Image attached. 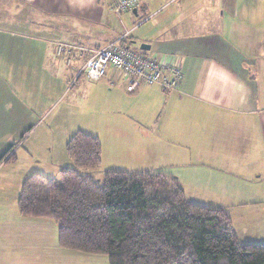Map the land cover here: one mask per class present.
<instances>
[{
	"label": "crops",
	"instance_id": "0c3cea01",
	"mask_svg": "<svg viewBox=\"0 0 264 264\" xmlns=\"http://www.w3.org/2000/svg\"><path fill=\"white\" fill-rule=\"evenodd\" d=\"M113 1L0 0V157L14 146L16 158L0 174L19 152L52 154L56 138L25 145L36 125L71 136L94 122L110 141L107 170L171 175L188 200L223 208L240 242H264V0H143L121 14ZM118 40L179 63L181 86L128 90L111 66L73 83L88 49ZM60 43L74 46L70 62ZM30 173L12 198L0 178V264H109L61 246L58 223L56 239L49 218L21 213Z\"/></svg>",
	"mask_w": 264,
	"mask_h": 264
},
{
	"label": "trees",
	"instance_id": "16d2710c",
	"mask_svg": "<svg viewBox=\"0 0 264 264\" xmlns=\"http://www.w3.org/2000/svg\"><path fill=\"white\" fill-rule=\"evenodd\" d=\"M13 148L0 163L16 159ZM66 151L76 168L29 174L18 198L21 213L58 223L61 246L106 254L109 264H264V242H240L223 208L188 200L173 176L83 173L78 168L98 169L103 155L100 138L82 130Z\"/></svg>",
	"mask_w": 264,
	"mask_h": 264
},
{
	"label": "built area",
	"instance_id": "2783aa9c",
	"mask_svg": "<svg viewBox=\"0 0 264 264\" xmlns=\"http://www.w3.org/2000/svg\"><path fill=\"white\" fill-rule=\"evenodd\" d=\"M143 0H114L112 9L116 14L131 10ZM73 45L60 43L58 54L71 61ZM86 51V49H84ZM121 72L127 79L128 90H134L142 84H159L164 90L178 89L184 79V72L179 63L166 62L155 55L136 51L117 41L106 46L88 49L85 61L80 67L77 77L85 74L93 79L102 78L109 67Z\"/></svg>",
	"mask_w": 264,
	"mask_h": 264
},
{
	"label": "rangeland",
	"instance_id": "374dc122",
	"mask_svg": "<svg viewBox=\"0 0 264 264\" xmlns=\"http://www.w3.org/2000/svg\"><path fill=\"white\" fill-rule=\"evenodd\" d=\"M134 48L139 49V46H133ZM100 115H97V117ZM97 117L95 119H93V117H91L89 115V120L86 121H97ZM100 126L95 124L94 122L92 124L89 123V125L87 124H82L81 129L83 131H86L88 133L94 134L96 135V133H99L101 131V128H99ZM37 128V129H36ZM54 126H50L47 121L43 122V124L41 125H36V127L34 129H36V131L33 133L32 136L28 137L27 139H25V145L29 146L32 144L33 140L36 138H50V140H55L54 145V151L52 152V154H45L44 152H37V153H33V155L27 154V152L22 151L19 152L20 156H19V160L18 162L12 163L11 165H9L8 167H4V169L2 170V174H0V178L5 177L6 181L8 182L7 186L10 191H9V196L12 198L14 196V191L16 192V184H18V177L22 174L20 173H33L36 171L48 174V175H58L59 174V170L62 167H72V168H76L74 162L72 161V159L68 156L67 151H66V145L68 140L70 139V137H72L73 134H71V136H66L65 133H63V136H49L50 133H52ZM100 129V130H99ZM37 131H39V136H37ZM43 131V133L41 132ZM101 140L102 143V149H103V144H104V150H108L109 148V138L108 136H98ZM6 152L4 155H7L6 157H10L9 153ZM3 155V156H4ZM1 156V157H3ZM0 157V159H1ZM6 160V159H5ZM121 162L115 163L114 165H119ZM69 164V165H67ZM108 163L105 162L104 164H101V166L98 169L95 170H85V169H81L78 168L79 170H81L83 173L85 174H95L97 177L101 178L102 180L105 178V172L107 171L106 169V165ZM111 169V168H110ZM113 169V168H112ZM109 170V169H108ZM149 171V170H147ZM153 172V171H151ZM30 173V174H31ZM23 184V183H22ZM22 184L20 183V191H21V186ZM17 204V203H16ZM18 208V205H17ZM19 210V209H18ZM33 217V216H30ZM46 218V217H45ZM48 220V222H50L52 224V226H54L52 229H55V238H58V225L57 222L53 219V218H49L46 219ZM51 235L50 237L52 238V232L53 230H51ZM54 235V234H53ZM256 237V236H254ZM261 241V240H260ZM258 243H262V242H258ZM102 256H106V258H108V256L106 254H101ZM75 264H104L101 259H98L97 262H86L84 260H77Z\"/></svg>",
	"mask_w": 264,
	"mask_h": 264
},
{
	"label": "water",
	"instance_id": "95a60500",
	"mask_svg": "<svg viewBox=\"0 0 264 264\" xmlns=\"http://www.w3.org/2000/svg\"><path fill=\"white\" fill-rule=\"evenodd\" d=\"M150 46L148 44H143L142 48H149Z\"/></svg>",
	"mask_w": 264,
	"mask_h": 264
}]
</instances>
